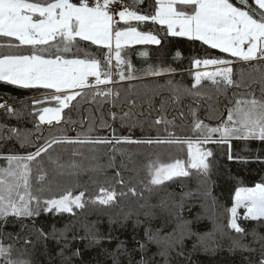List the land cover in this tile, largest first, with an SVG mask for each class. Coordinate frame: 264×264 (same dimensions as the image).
Masks as SVG:
<instances>
[{"label": "trees", "instance_id": "obj_1", "mask_svg": "<svg viewBox=\"0 0 264 264\" xmlns=\"http://www.w3.org/2000/svg\"><path fill=\"white\" fill-rule=\"evenodd\" d=\"M231 2L246 7L239 0ZM122 3L130 11L149 16L155 14L158 7L157 0H122ZM247 4L256 7L254 0H247ZM129 24L139 31L156 35L160 43L121 47V57L125 63L119 67L113 52V83L99 88H111L113 92H119V97L95 95L92 88H85L63 109V119L48 125L39 121L38 113L44 107L57 105L55 100L50 99L53 90L22 88L0 81V104H6L13 110L9 114L6 109L0 108V167L7 166L4 159L7 155L33 153L38 146L52 138L164 140L170 139L169 133H173L181 140L191 138L195 144L200 135L194 131L196 120L216 127L226 121L228 110L235 106V100L252 96L264 99V60L240 61L201 41L172 36L165 25L151 21H129ZM127 26L123 21L115 25L116 28ZM9 42L18 43L14 38L0 37V44ZM79 47V52L74 49L73 53L64 54L65 57L85 58L87 54L89 58L101 60L103 66L108 49L84 41L79 42ZM30 51V46L4 47L0 48V55L29 54ZM211 58L233 61V79L238 87L221 85L217 88L206 78L202 79L201 85L193 87L196 73L202 70L196 69L194 61ZM120 71L131 78L120 80ZM196 92L200 95H196ZM176 96L178 100L174 99ZM129 101H135V104L129 105ZM125 112L127 116L123 115ZM160 116L164 117V121L156 124L154 121ZM13 129L17 131L13 132ZM196 146L213 153L208 158L211 170L207 177L191 170L192 175L188 178L175 177L155 186L149 183V165L157 161L164 164L176 159L187 161V144H55L39 158L47 173L44 186L50 190L38 194L51 198L69 190L74 196L84 191V199L89 202L83 209L74 208L75 215L41 212L33 218L9 216L6 221L0 220V241L5 246L12 245L11 259L30 260L32 264H67L58 255L60 246L51 239L45 243L38 238L36 229L51 233L53 229L61 230L71 225V231L67 233L71 247L65 250V255L71 256L73 251L79 250V255L72 257L71 264H113L112 254L121 241L131 253V258L122 252L116 253L119 264H136L141 253L133 251L137 247L134 241L144 240L145 228H163V235L171 232L177 224L191 221L194 235H186L183 249L177 246L176 251L171 252L169 264H258L264 254V240L260 239L264 237V224L245 220L242 211L238 223L246 234L236 233L228 225L236 189L264 182V141L232 139ZM57 161L65 165L75 162L79 167L61 169ZM117 171L119 176L116 175ZM35 174L33 167V177ZM120 179H123V184L117 183ZM33 186L34 191L40 186L35 178ZM133 187L136 195L129 191ZM101 188L109 191L115 189L117 193L127 195H117L109 205L90 202L96 196L103 195L99 191ZM189 192L194 195L185 196ZM145 212H153L155 216L146 217ZM214 229V240H210L207 234ZM89 231L112 239L90 245L87 239H80ZM74 235L77 237L75 240L72 239ZM198 237H205L206 243L219 247L215 252H205L199 246ZM26 239L32 243L26 244ZM233 240H240L253 251L230 250ZM194 244L198 245L196 250H193ZM181 250L184 255L177 256L176 252ZM157 252L158 247L150 244L147 256ZM0 264H3V258H0ZM155 264H165V259L156 255Z\"/></svg>", "mask_w": 264, "mask_h": 264}, {"label": "snow or ice", "instance_id": "obj_2", "mask_svg": "<svg viewBox=\"0 0 264 264\" xmlns=\"http://www.w3.org/2000/svg\"><path fill=\"white\" fill-rule=\"evenodd\" d=\"M122 3V0H0V37L14 38L18 43L0 44V48H20L30 46L29 54L0 55V81L7 82L22 88H43L54 90L50 99L57 102L56 107H44L38 113V119L42 123L52 125L55 121L59 123L62 119L63 109L69 106V102L81 95V91L70 92L69 90L92 88L95 95L119 97V92H113L111 88L100 89V85H109L112 81V55L114 52L117 67L124 64L121 57L122 43L159 44L160 40L151 32L138 31L131 26L129 21L153 22L166 25L167 31L172 36L187 37L191 40L203 42L213 49H219L223 53H229L232 57L243 62L264 60V0H254L256 7L247 4V0H239L245 8L234 5L231 0H157L159 5L155 14L142 15L136 11H130L127 6L123 10L115 11L113 4ZM114 16L118 17L114 20ZM123 21L129 26L115 28L116 24ZM113 40L115 48L113 49ZM91 42L93 45H102L108 52L102 62L94 57L66 59L64 54L73 53L75 49L79 52V42ZM245 45L247 47L245 48ZM180 53L177 52V56ZM195 65L201 64L220 66L216 71L210 73H196L193 87L201 85L202 79L211 81L219 88L239 86L233 79V61L228 59L211 58L195 60ZM243 70H241L242 72ZM120 80L131 78L125 76L123 71L118 73ZM89 77L94 78L92 83ZM103 77V78H102ZM177 92L179 89L176 90ZM200 95L199 92L195 93ZM178 100L179 97L174 98ZM39 103V101H37ZM134 105L135 101H129ZM235 106L228 110L227 119L216 127H209L203 121L196 120L194 131L200 135L196 142L191 138L181 140L169 133L170 139H145L133 141L128 137L116 138L113 140H92L68 138H52L43 145L37 147L36 151L25 156L7 155L6 167H0V220L6 221L9 216L16 218L38 217L41 212L75 215L74 208L83 209L89 201L85 200V192L73 195L69 190L64 194L43 198L38 193L46 190L44 182L47 173L41 159L42 154L48 153L55 144H99V143H137V144H173L184 143L188 147L187 161L176 159L171 163H160L159 161L149 165L151 185L160 186L166 181L175 177L188 178L192 175L191 170L207 177L211 170L208 158L213 155L211 150H201L199 144L208 142H228L232 139H258L264 141V99H257L254 96L248 99L235 100ZM0 108L6 109L9 114L13 110L6 104H0ZM163 104H161V110ZM115 118V113L112 114ZM127 116V113H123ZM182 115V114H181ZM164 121L160 116L155 119L156 124ZM13 132L17 130L13 129ZM18 134V133H17ZM115 159L114 157L112 158ZM229 159H232L229 156ZM34 162V164H33ZM63 168H78L75 162L59 164ZM33 167L36 169L33 177ZM63 174V173H61ZM120 175L119 171L116 173ZM40 185L35 188L33 179ZM123 184V179L117 181ZM100 193L90 202L102 205H109L116 200L117 195L124 196L127 193H117L115 189L109 191L101 188ZM129 191L136 195V189L129 188ZM210 194V193H209ZM194 193H185V196H192ZM234 204L230 209V229L239 234H246L245 229L238 223V209H246L245 220L258 221L264 224V182L257 183L253 187H238L234 194ZM146 217L155 216L153 212H145ZM191 221H184L183 225L177 224L169 233L161 234L163 228L155 230L149 226L145 228L144 240H135L136 248L141 258L136 264H155V256L165 259L169 264V257L177 246L183 249L185 236L194 235L191 231ZM33 227H35L33 225ZM186 229V231H185ZM59 231V234H58ZM71 231V225L64 229H53L51 233H45L43 229L37 228L38 238L47 243L51 239L59 245L58 255L63 262L71 264L73 256L79 255V250L65 255V250L71 247V241L67 233ZM215 229L207 234V238L214 240ZM255 236V234H254ZM73 240L77 239L74 235ZM80 239H87L90 245L100 244L104 240H111L110 236L100 235L98 232H91ZM199 246L205 252H215L219 245L205 242V237H198ZM264 240V237H260ZM254 242H257L254 240ZM26 244H31L29 239ZM150 244L158 247V252L153 256H147ZM197 244L193 245L196 250ZM253 251L248 245L240 240H233L230 250ZM122 252L131 258V253L125 247L123 241L117 244L113 255V264H119L116 253ZM12 245L5 246L0 241V258L3 264H32L30 260L11 259ZM177 256H183L184 252L177 251ZM258 264H264V254Z\"/></svg>", "mask_w": 264, "mask_h": 264}, {"label": "rangeland", "instance_id": "obj_3", "mask_svg": "<svg viewBox=\"0 0 264 264\" xmlns=\"http://www.w3.org/2000/svg\"><path fill=\"white\" fill-rule=\"evenodd\" d=\"M30 2H34V1H30ZM123 7H124V4L123 3H121V8H120V10H123ZM158 7H159V5H158ZM158 7H157V9H158ZM118 19V17H116V16H114V20H117ZM166 26V25H165ZM115 27V26H114ZM167 27V26H166ZM116 28V27H115ZM139 31V30H138ZM142 44H153V43H142ZM133 45H140V44H131V43H122V46L121 47H125V46H133ZM99 46H102V45H99ZM247 47V45H245V48ZM115 48V41L113 40V49ZM66 59H71V58H67V57H65ZM218 67H215V66H213V65H209L208 67H204V68H200V69H202L201 70V73H209V72H211V70H215V69H217ZM93 79L94 80V78H92V77H89V79ZM103 78V77H102ZM91 83V82H90ZM54 91V90H53ZM70 92H75V91H81L80 89H74V90H69ZM56 106H58V105H51V106H47V107H56ZM62 116H63V111H62ZM55 122V121H54ZM42 123V122H41ZM43 124H46V123H43ZM203 151V150H202ZM238 216H240V214H241V212L243 211V213H244V216H245V214H246V209H244V208H239L238 210Z\"/></svg>", "mask_w": 264, "mask_h": 264}, {"label": "built area", "instance_id": "obj_4", "mask_svg": "<svg viewBox=\"0 0 264 264\" xmlns=\"http://www.w3.org/2000/svg\"><path fill=\"white\" fill-rule=\"evenodd\" d=\"M112 8H113L115 11H120L121 3L113 4V5H112ZM93 81H94L93 79H90V82H91V83H92Z\"/></svg>", "mask_w": 264, "mask_h": 264}, {"label": "crops", "instance_id": "obj_5", "mask_svg": "<svg viewBox=\"0 0 264 264\" xmlns=\"http://www.w3.org/2000/svg\"><path fill=\"white\" fill-rule=\"evenodd\" d=\"M209 65L205 66L203 64L199 65V66H196V69L199 70L200 68H204V67H208Z\"/></svg>", "mask_w": 264, "mask_h": 264}]
</instances>
